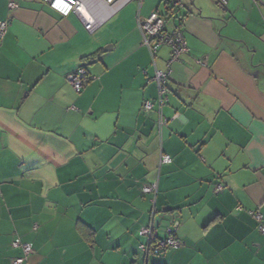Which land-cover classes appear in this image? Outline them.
Listing matches in <instances>:
<instances>
[{
	"label": "crops",
	"instance_id": "1",
	"mask_svg": "<svg viewBox=\"0 0 264 264\" xmlns=\"http://www.w3.org/2000/svg\"><path fill=\"white\" fill-rule=\"evenodd\" d=\"M15 1L0 0V264L23 255L16 239L33 248L21 264H264L251 214H264V0H183L188 51L162 126L155 77L171 48L153 55L141 22L159 11L171 32L163 0H132L94 33ZM81 66L78 93L67 75ZM174 221L183 245L145 258L139 229L164 237Z\"/></svg>",
	"mask_w": 264,
	"mask_h": 264
},
{
	"label": "built area",
	"instance_id": "2",
	"mask_svg": "<svg viewBox=\"0 0 264 264\" xmlns=\"http://www.w3.org/2000/svg\"><path fill=\"white\" fill-rule=\"evenodd\" d=\"M47 2L52 9L62 15H69L74 13L80 17L85 29L91 33L97 31L106 22H108L117 12L125 7L132 0H43ZM166 8L169 11L179 12L184 8L183 0H167ZM224 3V0H218ZM15 0H9V8L16 7ZM166 14L159 11H153L151 14L144 18L141 22V28L145 33L144 43L149 47L151 53L155 55L161 46H169L171 48V57L168 62L166 70H159L156 73V82L159 88V96L157 99L158 110L160 114V125L166 122L162 114V106L166 103L168 97L167 81L171 73V65L181 60V55L188 51L187 42L184 37L182 26L185 21V16H179V22L176 27L169 32L165 28ZM9 27L8 20H0V37H3ZM67 80L78 93L82 91L87 82L90 80L86 67L81 66L77 70L67 75ZM144 108L149 111L153 108V101L146 100ZM162 163H170L172 158L168 154H162ZM219 189L222 185H217ZM143 193L156 195L158 191V183L154 182L145 185L142 188ZM254 219L258 223L260 232L264 235V214L260 209L251 211ZM179 226L178 221H174L172 225L166 228V237L159 238L158 229L154 226L153 222L149 225L141 227L138 231L139 236L146 238L145 242L139 245V251L147 258L150 254H157L169 249H177L183 245V241L177 237V229ZM14 246H21L23 255L15 258L13 264L23 263L27 256L33 252L31 243L22 242L16 239L13 242Z\"/></svg>",
	"mask_w": 264,
	"mask_h": 264
},
{
	"label": "trees",
	"instance_id": "3",
	"mask_svg": "<svg viewBox=\"0 0 264 264\" xmlns=\"http://www.w3.org/2000/svg\"><path fill=\"white\" fill-rule=\"evenodd\" d=\"M215 1H217V3H220L218 0H215ZM163 2H165V7H166V5H167V3H168V1L167 0H163ZM166 8H169L170 9V7H166ZM182 10V9H181ZM180 10V11H181ZM168 12H167V14L168 13H170V14H172V13H174V15L176 16V14H177V12H173V11H169V10H167ZM179 11V12H180ZM176 17H178V14H177V16ZM3 20H6V19H3ZM8 20V19H7ZM9 21V20H8ZM9 25H10V21H9ZM6 34V33H5ZM4 37V36H3ZM3 37H0V39H2ZM172 162V161H171ZM170 162V163H171ZM146 194V193H145ZM170 225H172V224H170ZM170 225H168L167 227H169ZM156 227V226H155ZM166 227V228H167ZM157 229H158V227H156ZM177 231H178V229H177ZM158 234H159V230H158ZM166 235H167V233L165 234V236H164V238L166 237ZM177 237H178V235H177ZM159 238H161L160 236H159ZM179 238V237H178ZM146 239V238H145ZM162 239V238H161ZM180 239V238H179ZM181 247V246H180ZM170 250H174V249H169V250H165V251H162V252H160V253H157V254H150V255H148L147 256V258L149 257V256H152V255H161V254H164V253H166V252H168V251H170ZM141 252V251H140ZM142 253V252H141ZM143 254V253H142ZM144 256V255H143ZM145 257V256H144ZM146 258V257H145Z\"/></svg>",
	"mask_w": 264,
	"mask_h": 264
},
{
	"label": "water",
	"instance_id": "4",
	"mask_svg": "<svg viewBox=\"0 0 264 264\" xmlns=\"http://www.w3.org/2000/svg\"><path fill=\"white\" fill-rule=\"evenodd\" d=\"M228 3H229V0H224V3H219L220 4L219 8L222 10H226L228 12H231V9L229 8Z\"/></svg>",
	"mask_w": 264,
	"mask_h": 264
},
{
	"label": "rangeland",
	"instance_id": "5",
	"mask_svg": "<svg viewBox=\"0 0 264 264\" xmlns=\"http://www.w3.org/2000/svg\"><path fill=\"white\" fill-rule=\"evenodd\" d=\"M166 226V225H165ZM165 226H163L164 227V233L166 234V229H165ZM158 230L160 231V228H158ZM163 236H165L164 234H162ZM161 238H164V237H161Z\"/></svg>",
	"mask_w": 264,
	"mask_h": 264
}]
</instances>
